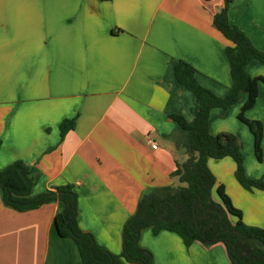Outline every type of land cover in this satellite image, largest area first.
Segmentation results:
<instances>
[{
    "label": "crops",
    "instance_id": "crops-1",
    "mask_svg": "<svg viewBox=\"0 0 264 264\" xmlns=\"http://www.w3.org/2000/svg\"><path fill=\"white\" fill-rule=\"evenodd\" d=\"M223 2L0 0V170L15 161L27 165L32 196L72 185L80 229L119 255L142 195L175 187L171 172L186 158L183 134L169 116L191 121L197 109L174 77L175 63L190 65L217 96L230 86L229 42L212 23ZM227 16L264 52V0H233ZM245 71L264 78L256 60ZM245 100L242 93L229 108L211 110L208 128L211 135L234 134L252 153V135L237 118ZM244 115L263 126L262 161L245 174L264 177V83ZM72 119L74 128L60 140V123ZM207 166L216 180L213 195L222 185L242 222L264 229V192L241 188L230 158L209 159ZM62 209L51 201L17 211L0 191V264H80L74 241L54 226ZM139 244L153 264H231L222 243L186 247L173 232L145 229Z\"/></svg>",
    "mask_w": 264,
    "mask_h": 264
},
{
    "label": "trees",
    "instance_id": "trees-1",
    "mask_svg": "<svg viewBox=\"0 0 264 264\" xmlns=\"http://www.w3.org/2000/svg\"><path fill=\"white\" fill-rule=\"evenodd\" d=\"M232 1L224 0L221 10L212 19L215 29L229 42L225 56L230 86L224 96H217L199 84L190 65L183 61L175 63L174 77L191 93L197 109L191 121L181 115L169 116L177 123L184 138L181 147L186 158L182 163H176L171 172L180 185L154 187L142 195L136 212L124 227L119 255L99 246L91 234L80 229L77 194L72 185L58 186L32 196L31 169L22 161H15L0 170L3 202L17 211L37 209L51 201L63 203V209L54 217V226L59 237L74 241L80 264H153L151 253L139 244L145 229H150L154 235L162 231L173 232L182 238L186 247L193 242L204 247L222 243L231 264H264V229L242 222L241 211L232 205L222 185L213 195L216 180L207 166L209 159L230 158L235 165L237 184L249 192H264V177L249 178L245 174L239 139L227 132L211 135L208 128L211 110L227 109L239 100L240 94H246L237 118L248 128L254 155L262 161V123L247 119L244 113L255 105L258 83H264L263 77L249 76L245 66L252 60L264 64V52L257 50L239 28L229 24L227 15ZM74 125V119L60 123V140Z\"/></svg>",
    "mask_w": 264,
    "mask_h": 264
},
{
    "label": "rangeland",
    "instance_id": "rangeland-1",
    "mask_svg": "<svg viewBox=\"0 0 264 264\" xmlns=\"http://www.w3.org/2000/svg\"><path fill=\"white\" fill-rule=\"evenodd\" d=\"M241 153L243 156V160L245 161V163H244L245 170L247 169V171H250L251 169H253V165H252L253 161H254V164L257 166H258V164H260V161H258L254 155L253 148H252V153H249L247 151L245 143L242 144ZM262 166H264V165H262ZM178 185H180V183L177 181L175 187Z\"/></svg>",
    "mask_w": 264,
    "mask_h": 264
},
{
    "label": "built area",
    "instance_id": "built-area-1",
    "mask_svg": "<svg viewBox=\"0 0 264 264\" xmlns=\"http://www.w3.org/2000/svg\"><path fill=\"white\" fill-rule=\"evenodd\" d=\"M151 147H152L153 149H155V148H156V145H155L154 143H151Z\"/></svg>",
    "mask_w": 264,
    "mask_h": 264
}]
</instances>
